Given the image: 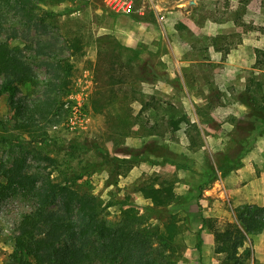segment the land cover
Segmentation results:
<instances>
[{
	"label": "rangeland",
	"instance_id": "rangeland-1",
	"mask_svg": "<svg viewBox=\"0 0 264 264\" xmlns=\"http://www.w3.org/2000/svg\"><path fill=\"white\" fill-rule=\"evenodd\" d=\"M31 2L19 12L14 3L0 8V41L20 49L38 79L19 84L15 99L57 100L43 140L30 143L25 134L23 144L31 148L27 175L48 171L62 179V167L42 157L55 164L72 158L75 187L97 198L104 224L122 220L128 199L143 227L160 228L170 213L178 216L185 248L176 264H222L226 255L215 253L214 229L242 232V264H264V223L252 233L240 223L254 209L264 210V128L242 123L248 107L238 100L250 79L264 83V70L254 68L255 49L264 50V0H129L127 13L109 9L103 0ZM132 51L134 68L112 66L113 57L124 64ZM127 74L139 78L116 86L125 100L119 95L108 109L97 108V100L110 103L104 97L110 77L126 81ZM62 78L64 87H52ZM65 103H79L84 119L71 125ZM12 113L7 95L0 96V134L18 138ZM150 142L152 149H164L145 153L149 160L113 159L130 157L121 149ZM12 148H18L16 140L0 144L3 162ZM225 155L232 161L223 164ZM167 178L175 181V202L153 208L138 189ZM32 207L18 194L0 200V264H11L17 222ZM198 212L211 228L199 230Z\"/></svg>",
	"mask_w": 264,
	"mask_h": 264
},
{
	"label": "trees",
	"instance_id": "trees-1",
	"mask_svg": "<svg viewBox=\"0 0 264 264\" xmlns=\"http://www.w3.org/2000/svg\"><path fill=\"white\" fill-rule=\"evenodd\" d=\"M31 1L0 0L2 2L0 8L14 3L17 6L16 11L19 12L21 10L19 7L31 6ZM45 1L59 3L63 0ZM136 54L137 52L132 51L127 57L124 56L125 59L122 61L124 64L113 57L112 66L129 71L135 67L133 63ZM255 56L254 68L264 70V50L255 49ZM65 77L67 78V75ZM110 78L104 95L110 103L101 105L97 100L95 103L97 108L108 109L113 102L120 99L119 95H124L121 101L125 100V93H122L121 87L117 88L118 85L128 81L135 82L139 77L131 79L127 74L126 77L123 76L126 81L114 76ZM63 81L65 80L62 78L52 87L56 89L64 87ZM24 83L37 84L38 79L26 63L22 51L0 41V96L7 95L9 107L13 110V128L20 136L13 138L11 135L0 134V144L12 140L18 142V148L10 149V158L6 162L0 158V200L9 194H18L33 202L32 209L22 214L17 222V234L12 238L13 248L9 255L11 264H176L181 258V251L185 248L180 241L182 224L176 214L170 213L160 228L143 227L140 224L143 217L136 212L133 202L128 199L123 201L121 207L122 220L114 226H109L99 218L102 207L97 198L88 191H81L75 187L72 158L55 164L56 160L52 157L44 155L35 157L37 160H41L42 157L49 164L62 167L60 171L64 174L62 179H54L53 174L48 171L27 175V157L31 148L23 142L26 135L32 139L30 143L43 140L46 136L47 118L55 108L57 100L49 95L32 103L16 100L17 86ZM263 89L264 83L252 78L244 91L238 95L239 102L248 107L247 119H242L246 127L264 128ZM102 91L100 88L97 94H101ZM96 107L94 110H98ZM150 144L153 142L145 143L139 148L121 149L130 157L113 159L122 163L139 162L149 160L148 156L143 157L145 153L154 154L157 150L164 149L160 145H155L152 149ZM77 145L71 142V147L75 148ZM94 148L101 156L104 155L103 149L95 145ZM231 161L232 159L225 155L221 162L227 164ZM209 169L212 174L217 171L212 166ZM174 189L175 181L167 178L149 181L141 185L138 192L150 201L153 208H165L175 202ZM186 202L189 207V201ZM124 206L126 208H123ZM252 212L250 219L240 218V223L247 233H252L254 228H261L264 223V210L254 209ZM197 215L200 231L204 227L211 228L207 217L200 212ZM214 231L215 253L226 255L222 264H242L237 251L243 246L244 234L239 231L236 233L227 231L224 234L215 229Z\"/></svg>",
	"mask_w": 264,
	"mask_h": 264
},
{
	"label": "built area",
	"instance_id": "built-area-1",
	"mask_svg": "<svg viewBox=\"0 0 264 264\" xmlns=\"http://www.w3.org/2000/svg\"><path fill=\"white\" fill-rule=\"evenodd\" d=\"M104 4L113 11H121L127 13L131 9V3L129 0H103ZM64 107L70 110V113L73 115V120L70 119V124L73 125L75 121L81 122L84 118L80 112V104H75L70 107L69 103H65Z\"/></svg>",
	"mask_w": 264,
	"mask_h": 264
}]
</instances>
